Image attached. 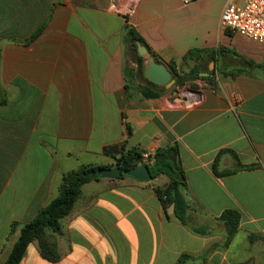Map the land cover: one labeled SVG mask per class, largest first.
<instances>
[{
    "label": "crops",
    "instance_id": "0c3cea01",
    "mask_svg": "<svg viewBox=\"0 0 264 264\" xmlns=\"http://www.w3.org/2000/svg\"><path fill=\"white\" fill-rule=\"evenodd\" d=\"M225 3L0 0V264L64 174L113 166L103 150L123 142L178 147L187 225L155 192L167 177L101 178L62 220L61 259L34 242L21 264H264V47L221 27ZM149 57L178 72L155 99L139 89ZM226 210L240 223L224 247Z\"/></svg>",
    "mask_w": 264,
    "mask_h": 264
},
{
    "label": "trees",
    "instance_id": "16d2710c",
    "mask_svg": "<svg viewBox=\"0 0 264 264\" xmlns=\"http://www.w3.org/2000/svg\"><path fill=\"white\" fill-rule=\"evenodd\" d=\"M129 34L135 41L142 42V39L133 30H130ZM195 53L196 51H190L184 60L191 58ZM142 67L143 65L140 63L139 70L141 75ZM171 71L175 76L178 75V72L173 67H171ZM126 73L129 80L131 82L134 81V74L129 70ZM182 79H178L176 85L181 84ZM145 81L147 84L139 88L143 97L147 99L161 97L164 90L147 80ZM103 152L106 156L113 158L116 163L113 166L83 165L64 174L59 187V195L44 207L30 223L23 225L19 229V236L13 250L7 261L2 264H21L28 247L34 242H37L39 252L45 260L51 263L58 262L61 259L58 237L62 234V220L73 211L75 203L81 196L82 187L89 182L101 179L97 174L100 169L120 168L123 171H127L141 166L145 154L141 150H126L125 142L106 146ZM146 165L150 170L151 180H156L160 176L167 177V185L163 188L155 187V192L162 200L163 205L173 206L177 219L183 225H187L189 204L184 194L187 185L185 174L180 164L178 147L171 146L158 149L154 155L149 157ZM214 170L217 172V163L214 164ZM122 177L126 176L123 175ZM163 197L166 199L163 200ZM219 220L226 227L227 236L223 246L227 247L238 231L240 214L234 210H226ZM17 227V224L12 225L13 230H16ZM194 232L205 235L206 229L198 228L194 229ZM186 259L187 257H182L177 264H186Z\"/></svg>",
    "mask_w": 264,
    "mask_h": 264
},
{
    "label": "built area",
    "instance_id": "2783aa9c",
    "mask_svg": "<svg viewBox=\"0 0 264 264\" xmlns=\"http://www.w3.org/2000/svg\"><path fill=\"white\" fill-rule=\"evenodd\" d=\"M180 1L184 5H189L195 0ZM132 9L129 15L133 14ZM220 25L223 29L264 47V0H226ZM150 156V154H144L142 165H146ZM165 199L163 197V200Z\"/></svg>",
    "mask_w": 264,
    "mask_h": 264
},
{
    "label": "water",
    "instance_id": "95a60500",
    "mask_svg": "<svg viewBox=\"0 0 264 264\" xmlns=\"http://www.w3.org/2000/svg\"><path fill=\"white\" fill-rule=\"evenodd\" d=\"M138 53L142 57L149 56L147 49L143 46L138 47ZM142 74L150 83L166 89L173 87L175 84L171 71L166 66L157 63L153 57L148 58ZM97 174L101 178L107 179H120L125 175L143 183L151 181V173L147 165H141L127 171H123L120 168L100 169Z\"/></svg>",
    "mask_w": 264,
    "mask_h": 264
},
{
    "label": "rangeland",
    "instance_id": "374dc122",
    "mask_svg": "<svg viewBox=\"0 0 264 264\" xmlns=\"http://www.w3.org/2000/svg\"><path fill=\"white\" fill-rule=\"evenodd\" d=\"M173 89V87H171V88H169V90H172ZM116 163V162H115Z\"/></svg>",
    "mask_w": 264,
    "mask_h": 264
}]
</instances>
